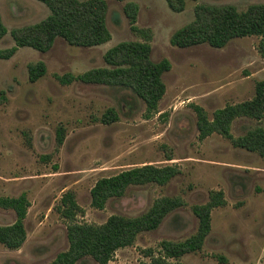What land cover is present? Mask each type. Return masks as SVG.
Segmentation results:
<instances>
[{
  "label": "rangeland",
  "instance_id": "rangeland-1",
  "mask_svg": "<svg viewBox=\"0 0 264 264\" xmlns=\"http://www.w3.org/2000/svg\"><path fill=\"white\" fill-rule=\"evenodd\" d=\"M105 1L108 42L80 47L58 37L47 52L24 46L0 58V196L24 193L31 203L24 243L18 249L0 243V264H48L69 247L68 221L57 210L67 191L82 209L76 220L95 224L112 215H140L163 196L182 200L156 229L141 232L108 264H144L150 260L148 250L157 253L163 240L179 242L193 235L199 225L193 206L208 202L213 191L223 192L225 205L212 210L202 249L182 256V264H264V156L217 132L200 139L195 110V105L202 107L211 119L217 109L255 95L256 82L264 79L260 39L238 37L222 48L170 43L177 29L195 19L199 4L244 11L264 0H187L180 12L166 0ZM128 2L139 7L137 27L151 31V59L171 63L162 75L166 92L149 118L146 103L129 87L79 80L63 84L55 77L104 67L109 48L144 40L131 29L124 11ZM0 14L8 28L0 40L4 50L15 44L13 29L40 22L50 10L38 0H0ZM40 60L47 72L31 82L28 66ZM109 108L118 120L106 124L100 117ZM257 127L264 129V116L238 117L231 131L239 137ZM145 164L174 165L179 173L164 185L129 186L104 209L92 206L91 189L98 179ZM15 220L12 209L0 207V226ZM76 264L99 263L85 256Z\"/></svg>",
  "mask_w": 264,
  "mask_h": 264
},
{
  "label": "trees",
  "instance_id": "trees-1",
  "mask_svg": "<svg viewBox=\"0 0 264 264\" xmlns=\"http://www.w3.org/2000/svg\"><path fill=\"white\" fill-rule=\"evenodd\" d=\"M50 10V14L38 23L15 28L11 35L15 44L0 50V58L12 57L19 47H32L47 52L55 40L60 37L70 45L92 47L108 42L111 33L106 23L107 3L105 0H38ZM187 0H166L169 8L180 12ZM138 5L128 2L124 11L128 16L131 29L143 35L144 40L122 41L109 48L104 54L106 66L87 70L74 75L55 74L63 84L75 80L85 83L116 85L131 88L145 103L146 116L154 114L166 92L162 75L170 70L171 63L164 58L151 59L150 30L139 29L136 25ZM8 33L0 14V40ZM246 36H258V50L264 57V4H253L240 11L233 5L199 4L196 6L195 19L177 29L170 38L174 46L186 48L198 44H208L215 48L226 46L232 39ZM47 72L42 60L28 66L29 80L37 81ZM199 137L203 139L214 132L230 139L235 146L256 151L264 156V129L257 127L245 135L235 137L231 128L238 117H250L260 120L264 116V79L256 82L255 95L248 100L228 104L217 109L210 119L204 109L195 105ZM118 120L114 108H109L101 117L103 123ZM64 141V130L57 133V142ZM179 173L174 165L155 166L145 164L123 170L117 174L98 179L91 189V203L97 209H104L108 200L123 196L129 186L147 183L166 184ZM222 191H213L208 202L193 206L198 217L197 231L179 242L163 240L157 253L149 249L150 257L144 264H182L181 257L187 253L201 250L211 231V212L225 205ZM26 194L19 196H0V207L12 209L16 220L12 224L0 226V243L11 249H18L26 239L24 218L30 206ZM182 200L163 196L156 199L144 213L126 217L112 215L104 223L95 224L76 220L82 211L75 194L67 191L63 194L57 210L68 221L67 234L69 247L59 252L48 264H76L85 256L93 257L99 264H108L115 252L133 244L137 236L148 230L156 229L164 217L181 206Z\"/></svg>",
  "mask_w": 264,
  "mask_h": 264
}]
</instances>
